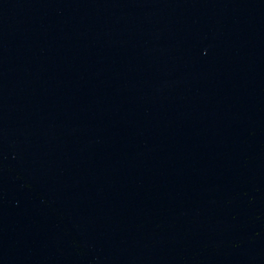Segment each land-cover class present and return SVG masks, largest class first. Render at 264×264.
Segmentation results:
<instances>
[{
    "label": "water",
    "instance_id": "obj_1",
    "mask_svg": "<svg viewBox=\"0 0 264 264\" xmlns=\"http://www.w3.org/2000/svg\"><path fill=\"white\" fill-rule=\"evenodd\" d=\"M0 264H264V0H0Z\"/></svg>",
    "mask_w": 264,
    "mask_h": 264
}]
</instances>
